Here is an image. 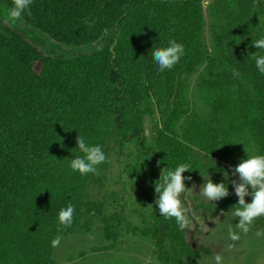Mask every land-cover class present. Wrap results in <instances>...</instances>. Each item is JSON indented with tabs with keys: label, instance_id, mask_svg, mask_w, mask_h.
<instances>
[{
	"label": "trees",
	"instance_id": "trees-1",
	"mask_svg": "<svg viewBox=\"0 0 264 264\" xmlns=\"http://www.w3.org/2000/svg\"><path fill=\"white\" fill-rule=\"evenodd\" d=\"M203 3L33 0L25 21L77 56L43 51L0 15V264H54L51 241L74 233L86 213L103 215L107 204L91 189L110 164L97 174L72 172L78 135L125 158L123 177L134 185L155 183L161 169L181 162H191L184 175L200 186L209 167L221 182L219 169L231 174L246 153L264 154V75L252 56V40L264 35V0H211V48L202 36ZM168 39L186 54L160 72L150 53ZM157 112L161 129L150 144L144 118ZM231 179L239 182L238 174ZM120 193L114 201L150 225L164 264H185V229L161 217L150 197L138 208L133 193ZM237 202L230 184L228 196L210 206L229 210ZM68 204L75 213L66 227L57 213ZM251 225L264 232V216Z\"/></svg>",
	"mask_w": 264,
	"mask_h": 264
},
{
	"label": "rangeland",
	"instance_id": "rangeland-1",
	"mask_svg": "<svg viewBox=\"0 0 264 264\" xmlns=\"http://www.w3.org/2000/svg\"><path fill=\"white\" fill-rule=\"evenodd\" d=\"M210 2L211 0H204L203 3L205 27L202 31L203 41L209 48L212 21ZM38 46L47 53L53 51L40 44ZM63 49L70 52L74 50L66 45ZM93 51L89 49L84 54H91ZM197 80L198 76H195L191 82L193 96H196ZM199 109H203V106L200 105ZM144 124L148 140L153 144L161 129L160 113L147 114ZM116 146L117 144H113V147ZM124 159L117 151L108 156L110 167L104 171L103 184L91 189L94 198H103L102 201L106 202L104 213L95 218H91L89 213L85 214L80 227L62 238L55 247L54 264H164L159 257L160 249L150 233V225L144 224L138 217L131 219L133 211L124 212L123 200L114 201L113 192H118L121 199L120 191L127 189L139 202L138 208L150 197L156 209L154 182L143 185L126 184L122 166ZM185 183L192 189L188 193L187 206L193 227L184 230L186 247L181 256L184 263L216 264L215 257L219 254L222 257L221 264H264V232L252 225L247 233L237 230L238 218L232 215V208L212 211L211 202L202 195V191L199 193L200 184L191 180H186ZM250 201L251 197H247L246 202ZM230 228L237 233L239 239L232 240L229 237ZM169 246L170 244H166L165 248L169 249Z\"/></svg>",
	"mask_w": 264,
	"mask_h": 264
},
{
	"label": "clouds",
	"instance_id": "clouds-1",
	"mask_svg": "<svg viewBox=\"0 0 264 264\" xmlns=\"http://www.w3.org/2000/svg\"><path fill=\"white\" fill-rule=\"evenodd\" d=\"M32 3L33 0H14V4L7 15L13 21L21 20ZM252 46L258 49L252 54L256 69L261 75H264V35L252 40ZM185 54V45L175 39H168L166 45L163 46L156 45L150 53L154 57L155 64L160 72L171 70ZM232 75L239 76L238 70L233 68ZM75 148L78 149L80 155L71 158L69 167L72 172H78L81 176L89 173L97 174L99 166L108 162V156L104 148L100 144H89L83 135H78ZM246 154V158H241L240 162L233 166L234 171L231 174L224 169L218 170L225 177L221 182H213L209 176V169L215 167L207 169V180L200 174L204 182L199 191V193L202 191V195L213 203L227 197L229 185L232 184L234 193L238 198V202L233 207L232 215L238 218L236 229L244 233L249 231V226L255 218L264 216V154ZM186 171H192L191 162L178 163L174 168H169L167 165V167L161 169L160 178L154 183V204L160 216L165 219L174 218L177 227L181 230L193 227L187 206L188 193L192 189L186 186L185 183L186 180H191V176L186 177L184 175ZM237 174L239 182L231 179ZM246 197H251V201L246 202ZM74 213L75 207L72 204L60 208L57 213L59 224L66 227L71 226ZM229 237L232 240L239 239L237 233L231 228L229 229ZM61 239L62 237L57 235L51 241V246L57 247ZM215 261L216 264H221L222 257L219 254L216 255Z\"/></svg>",
	"mask_w": 264,
	"mask_h": 264
},
{
	"label": "water",
	"instance_id": "water-1",
	"mask_svg": "<svg viewBox=\"0 0 264 264\" xmlns=\"http://www.w3.org/2000/svg\"><path fill=\"white\" fill-rule=\"evenodd\" d=\"M10 7L7 5L3 4L0 1V15L9 22L13 27L19 28L23 34L30 40L46 47V48H51V50L57 52V53H63V54H75L77 53V49L74 48L73 52L67 51L63 49V46L65 44L59 43L55 41L52 37H50L47 33L43 32L42 30H39L37 27L32 26L30 23L25 21V19L22 17L21 20L18 21H13L10 19V17L7 15ZM23 23V26L19 25ZM67 46V45H66ZM72 47V46H69Z\"/></svg>",
	"mask_w": 264,
	"mask_h": 264
}]
</instances>
